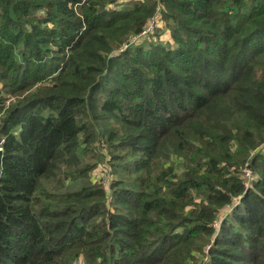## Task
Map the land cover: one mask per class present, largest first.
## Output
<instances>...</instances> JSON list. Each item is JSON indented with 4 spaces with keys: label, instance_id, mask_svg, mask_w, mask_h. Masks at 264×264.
Instances as JSON below:
<instances>
[{
    "label": "trees",
    "instance_id": "trees-1",
    "mask_svg": "<svg viewBox=\"0 0 264 264\" xmlns=\"http://www.w3.org/2000/svg\"><path fill=\"white\" fill-rule=\"evenodd\" d=\"M160 3L0 0V264H264V0Z\"/></svg>",
    "mask_w": 264,
    "mask_h": 264
},
{
    "label": "rangeland",
    "instance_id": "rangeland-1",
    "mask_svg": "<svg viewBox=\"0 0 264 264\" xmlns=\"http://www.w3.org/2000/svg\"><path fill=\"white\" fill-rule=\"evenodd\" d=\"M140 1H144V0H119V6H115L118 9H122L125 6H131L137 2ZM157 5L160 4V1L156 0ZM158 7V6H157ZM162 6H160V10L157 11L156 9V13H155V19L151 22L150 27L148 29V32L140 39L138 40H133V36H130L132 38H130V41L128 44H124L122 48H120L119 50H114L113 56L116 54H119L122 50L127 49L128 46L134 44V43H139V42H143V41H151V40H162V41H170V42H174L173 37L171 36L170 31L166 28L165 26V22L163 19V10H162ZM153 23V24H152ZM158 29H161L162 31H159ZM1 148V147H0ZM104 151V149H103ZM264 152V149H263ZM91 161H95V159H91ZM247 170H250L251 173L253 172L251 169L246 168ZM108 166L107 164H102L100 163V165L94 170V176L97 180H100V182H102L103 184L108 185L110 180H112L113 178L116 177V175H110V173L108 172ZM245 174V173H244ZM245 176V175H244ZM252 176L254 178V174H251L250 177H245L246 181L249 183L250 180L252 179ZM76 264H84L83 260H79Z\"/></svg>",
    "mask_w": 264,
    "mask_h": 264
},
{
    "label": "built area",
    "instance_id": "built-area-1",
    "mask_svg": "<svg viewBox=\"0 0 264 264\" xmlns=\"http://www.w3.org/2000/svg\"><path fill=\"white\" fill-rule=\"evenodd\" d=\"M157 1H160V0H157ZM157 6H158V7H157V11H158V10H160V6H161V5L158 4ZM154 17H155V15L152 16V17L150 18V20L148 21V23H147L146 26L144 27V30L142 31L141 34L132 37L134 41H135V40H138V39H140V38H142V37L148 32V29H149V27H150L151 22L155 19ZM152 24H153V23H152ZM132 38H131V40H132ZM251 174H252V173H251L250 170H247V169L245 170V175H246V177H250Z\"/></svg>",
    "mask_w": 264,
    "mask_h": 264
},
{
    "label": "water",
    "instance_id": "water-1",
    "mask_svg": "<svg viewBox=\"0 0 264 264\" xmlns=\"http://www.w3.org/2000/svg\"><path fill=\"white\" fill-rule=\"evenodd\" d=\"M2 148H0V172H1V169H2Z\"/></svg>",
    "mask_w": 264,
    "mask_h": 264
}]
</instances>
